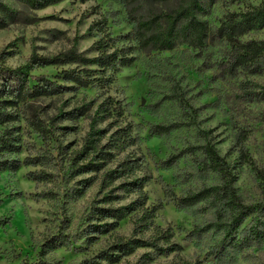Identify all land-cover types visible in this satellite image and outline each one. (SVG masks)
Instances as JSON below:
<instances>
[{
    "label": "rangeland",
    "instance_id": "rangeland-1",
    "mask_svg": "<svg viewBox=\"0 0 264 264\" xmlns=\"http://www.w3.org/2000/svg\"><path fill=\"white\" fill-rule=\"evenodd\" d=\"M264 0H244L240 3L220 1L207 17L209 25L219 27L231 12L240 13L255 8ZM8 4L19 12L20 20L0 31V55L4 64L16 68L26 64L31 53L54 56L75 46L78 52L88 51L101 37L111 35L117 46H127L135 62L115 77L108 88L78 89L62 96L39 98L31 102L32 111L46 125L57 115L84 105L90 106L86 118L75 122H59L57 127L70 131H55L43 141L31 129L23 116L19 121L0 127L14 129L20 151L9 155L23 161L27 157H46L43 166L22 167L16 172L0 173V264H24L38 260L44 241L60 233L69 236V249H59L47 257L57 264H81L95 256L117 239L133 236L136 215L117 224L109 235L93 243L81 238L92 203L97 199L98 183L81 197H72L71 190L80 176L68 182V159L81 146V140L92 122L107 133L131 125L136 144L128 152L141 159V169L134 179L144 184L147 207L162 205L153 224L172 227L174 242L181 250L167 257H156L145 264H264V240L251 248L239 250L235 239L249 226L247 219L232 238L222 231L194 232L206 226L215 210L208 203L190 209H179L165 197L171 189L176 196L202 186L217 183L212 173H200L198 150L206 144L215 147L224 157L236 179L235 187L241 199L254 207L264 203V102L246 103L238 98L243 78L230 80L220 72L219 64L225 52L224 43L209 41L201 50L187 47L171 52L142 53L132 37V25L118 0H65L40 11H29L13 1ZM52 18V19H50ZM100 26H96V25ZM253 40H264V29L252 33ZM248 39V37H245ZM95 53L90 51L87 56ZM60 70L52 68L32 72L55 79ZM251 89H264V74L246 78ZM112 98L120 103L123 115L119 119L103 120L97 116L98 106ZM29 118L30 110H26ZM159 124H179V129L166 136H154L152 128ZM242 132L244 138H238ZM196 149L172 166L165 162L171 155ZM109 165L107 169L113 168ZM52 175L49 182L37 184L29 180L30 173ZM117 186L120 182L116 183ZM49 194V196H42ZM126 196L121 206L136 201ZM147 233L146 235H148ZM145 250H139L120 264H134Z\"/></svg>",
    "mask_w": 264,
    "mask_h": 264
},
{
    "label": "trees",
    "instance_id": "trees-1",
    "mask_svg": "<svg viewBox=\"0 0 264 264\" xmlns=\"http://www.w3.org/2000/svg\"><path fill=\"white\" fill-rule=\"evenodd\" d=\"M8 1L29 11H40L65 0H0V31L20 20L19 12ZM220 1L228 0H118L133 27L132 37L140 52L163 53L181 47L201 50L209 41H220L226 47L219 64L221 74L230 80L243 78L239 83L238 98L246 103L255 100L264 102V89H251L246 81L249 76L264 74V40L249 38L252 33L264 29V3L240 13H228L219 27L213 29L207 17L211 8ZM242 1L244 0H230L238 3ZM90 51L95 55L88 57ZM3 60L4 53L0 55V127L17 122L23 116L27 125L43 141H48L57 130L70 131L57 127L56 123L86 118L90 106L84 105L61 113L46 125L33 113L31 102L39 98L62 96L78 89L108 88L122 69L135 62V57L130 47L117 46L116 39L105 34L86 52H78L75 46L54 56H42L33 52L25 65L16 68L6 66ZM48 68L60 70L55 79L32 74ZM26 110H30L29 118L25 116ZM96 115H101L103 120L119 119L123 115L122 107L119 102L108 97L98 106ZM94 123L93 121L82 138L81 146L68 159V182L85 176L75 181L71 190L72 197H81L98 183L97 199L91 205L80 236L87 243H93L99 237L111 234L117 224L126 218L136 215L137 220L131 238L117 239L81 264H120L139 250L146 252L134 264H145L156 257H167L179 252L181 248L173 240L172 227L163 228L153 224L162 205L147 207L144 184L134 179L136 172L141 169L142 161L133 152H128L136 144L131 125L120 127L107 137V133L95 128ZM180 126L159 124L151 132L154 136H166ZM13 131L14 129H8L0 135V173L16 172L22 167L43 166L47 161L44 156L27 157L22 162L9 156L20 151ZM238 138H244V134L240 132ZM195 150L191 148L171 155L165 162L166 166L175 164L183 154L193 155ZM198 150H201L203 156L202 159H197L198 166L201 167L199 172L212 173L217 177V183L188 191L179 197L167 188L165 197L172 200L179 209H190L208 203L215 210L212 221L197 229L194 232L196 236L215 230L232 238L243 223L251 218L249 226L235 239V245L243 250L260 244L264 240V203L254 207L241 199L235 187L233 168L213 145L206 144ZM109 165L114 166L107 169ZM51 179L52 175L44 172L29 174V180L37 184ZM117 182H120L119 186L116 185ZM130 195H135L136 201L121 206L120 203ZM147 233L149 234L146 235ZM70 239L63 233L48 237L40 247L38 260L24 264H57L47 256L59 249H69L72 245ZM170 264L186 263L172 261Z\"/></svg>",
    "mask_w": 264,
    "mask_h": 264
}]
</instances>
